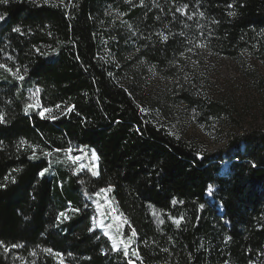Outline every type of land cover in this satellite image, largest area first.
I'll use <instances>...</instances> for the list:
<instances>
[{
	"label": "trees",
	"instance_id": "1",
	"mask_svg": "<svg viewBox=\"0 0 264 264\" xmlns=\"http://www.w3.org/2000/svg\"><path fill=\"white\" fill-rule=\"evenodd\" d=\"M0 15V264H264V129L210 152L138 83L148 68L216 121L226 109L188 87L186 56L264 62V0H7ZM69 148L95 150L99 175ZM109 186L136 232L127 256L84 198Z\"/></svg>",
	"mask_w": 264,
	"mask_h": 264
},
{
	"label": "rangeland",
	"instance_id": "2",
	"mask_svg": "<svg viewBox=\"0 0 264 264\" xmlns=\"http://www.w3.org/2000/svg\"><path fill=\"white\" fill-rule=\"evenodd\" d=\"M117 18H120L117 16ZM186 68L184 72L185 82L200 93L202 98L217 102L223 109L219 119L211 121L198 120L195 109L187 107L185 103L174 101L169 89L171 80L165 79L154 71L140 73L138 83L144 98L157 101L158 105L167 108L165 120L170 122L173 131H176L184 139L195 141L210 152L225 147L236 132L246 129H264V62L252 56L243 62H236L226 58H219L209 52L201 50L199 53L192 51L186 56ZM135 69L140 71L138 65ZM43 111V110H42ZM51 112H45L44 116ZM206 121V122H205ZM90 150H72L67 158L71 160L78 170L89 168L96 170L91 158ZM70 157H80L73 161ZM229 153L225 154V158ZM99 196H84L90 201L86 203L93 210V229H98L110 240L113 246L115 238L117 247L131 252L136 243V235L132 236V229L126 227L124 219L117 214L114 202L109 192H101ZM119 229V231L117 230ZM123 241V243H120ZM64 264V263H63Z\"/></svg>",
	"mask_w": 264,
	"mask_h": 264
},
{
	"label": "snow or ice",
	"instance_id": "3",
	"mask_svg": "<svg viewBox=\"0 0 264 264\" xmlns=\"http://www.w3.org/2000/svg\"><path fill=\"white\" fill-rule=\"evenodd\" d=\"M46 2H47V0H46ZM0 3H7V0H0ZM180 11H182V9H179ZM229 15H235V13L234 12H230L229 13ZM5 17H4V15H0V20H3ZM15 31H17V32H19L20 31V28H16V29H14ZM164 39L166 40L167 39V37L165 36L164 37ZM203 46V45H202ZM0 68H4L6 71H9V72H11L12 71V69H10V68H7V66L6 65H3V64H0ZM18 79H23V77L22 76H19V77H17ZM37 92H39V89H37ZM39 108V105H28L26 108H25V111L27 112L28 111V109L29 108ZM56 107L57 108H59L60 106L59 105H56ZM74 107V106H73ZM72 110V108L70 107L69 109H68V111H71ZM51 111V109H44L43 111H40L39 112V114L43 117L44 116V114H45V112H50ZM146 111V110H145ZM51 118H53V119H55V117H51ZM3 122H5V120H4V116H3V114H0V123H3ZM56 151H60V149H57ZM71 151H72V149H67V152L68 153H71ZM45 155H51V153L49 152V153H45ZM33 158H35V154H34V157ZM91 158H92V161L93 162H96L95 164H94V168H98V161H99V157H98V155L96 154V152H95V150H92V153H91ZM70 159H72L73 161H76V160H79L80 159V157H70ZM84 166L83 165H81V168H83ZM47 171V169H44L43 171H41L40 172V175L41 176H43L44 175V173ZM92 175L93 176H98L99 175V172H98V170H93L92 171ZM112 189H111V186H109V188H107V189H102L101 190V192H110ZM212 191H213V189H212V187L211 186H209V188H208V192L209 193H212ZM96 195L97 196H99L100 195V193H96ZM176 203V201H173V204H175ZM201 207H203V205H201ZM75 211H79V209H75ZM65 214L64 213H61V216H64ZM67 218V217H66ZM183 219V217H180L179 219H177L175 222L177 223V225H179V223H180V220H182ZM124 223H127V220L125 219L124 221H123ZM118 231H119V229H117ZM136 235V232H135V229H132V236H135ZM120 243H123V241H120ZM0 246H4V242L3 241H0ZM22 245H12L11 247L12 248H16V247H21ZM113 246L114 247H117V243H116V240H115V238H113ZM127 244H125V255L127 256L128 255V252H127ZM4 250L7 252V251H9L10 249L7 247V246H4ZM49 252H51V249H49L48 250ZM58 255H61V254H58ZM132 255H136V256H138L139 254L137 253V252H133L132 253ZM61 264H63V260L61 259Z\"/></svg>",
	"mask_w": 264,
	"mask_h": 264
}]
</instances>
